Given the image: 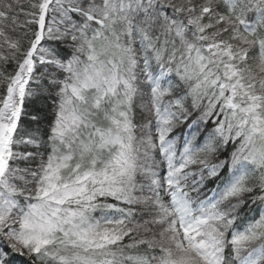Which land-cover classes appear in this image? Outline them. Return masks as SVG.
<instances>
[{
	"label": "snow or ice",
	"instance_id": "6c2138e0",
	"mask_svg": "<svg viewBox=\"0 0 264 264\" xmlns=\"http://www.w3.org/2000/svg\"><path fill=\"white\" fill-rule=\"evenodd\" d=\"M0 264H264V0H0Z\"/></svg>",
	"mask_w": 264,
	"mask_h": 264
}]
</instances>
